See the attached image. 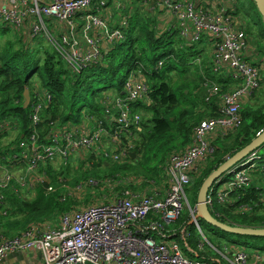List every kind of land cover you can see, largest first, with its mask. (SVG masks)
<instances>
[{"label": "trees", "instance_id": "1", "mask_svg": "<svg viewBox=\"0 0 264 264\" xmlns=\"http://www.w3.org/2000/svg\"><path fill=\"white\" fill-rule=\"evenodd\" d=\"M233 10L235 15L253 18L254 24L260 28L255 35V49L251 26L243 29L246 37L250 39L251 53L246 60L253 66L260 67L261 63L255 62L253 58L258 57L260 60L258 54L264 57V25L261 18L251 1L241 3L240 0H233ZM126 19L124 39L116 42L112 49L106 52L101 63L79 74L69 70L48 42L47 47L38 44L39 47L32 49L27 46V40L22 36L0 26V38L8 37L4 43L0 42V140L8 136L10 128L18 132L7 146L0 143V166L10 169L25 167L26 162L20 160L15 166L16 159L13 156L21 152L20 144L25 142L31 133L32 107L36 105H40L39 116L42 120L38 144L49 143L52 130L77 126L83 120H89L95 123V126L101 123L112 137L116 124L106 115L105 110L117 99H127L124 83L130 72L139 71L145 80L146 94L129 106L131 112L139 116L140 122L129 127L127 132L118 134V138L127 136L125 143H120L122 148L127 150L126 159L116 163L110 160L106 163L96 160L93 167L83 166L82 172H75L74 175H69L68 172L64 175L63 170L54 169L51 164H44L39 167L38 174L47 178L53 188H59L62 183L74 186L88 179L129 177L143 178L159 187H167L170 158L182 153L192 143L194 130L202 120L217 116L219 98L233 91L235 86L229 77L213 74L210 62L200 61V52L192 51L196 43L185 42L179 37L183 42L174 46L173 38L178 35V31L159 30L156 20L143 9L135 6L132 14L126 15ZM11 32L13 34L10 37L8 34ZM14 34L22 39H17ZM208 54L210 60V51ZM159 62H162V66L158 69ZM173 72L177 73L176 81H171ZM25 90L30 97L26 108L23 97ZM46 95L50 96V101L46 99ZM141 113L149 116L142 119ZM139 125L140 129L136 128ZM263 130L264 103L253 107L250 100H247L241 107L238 127L228 136L214 139L208 153L190 171V182L185 190L189 194L187 200L190 208L196 206L197 194L203 181ZM128 140L129 144L126 143ZM130 153L135 154L134 158ZM259 156L264 159V155ZM251 175L257 177L250 178L247 185L231 186V197L228 200L214 201L209 209L212 217L232 227L264 228V173L259 169V172ZM68 179L69 182L66 181ZM225 180L223 175L220 181ZM31 187L36 193L32 200H27L20 193L23 187L19 186L17 179L11 180L9 185L0 191V240L18 237L32 224L53 221L79 209L80 206L106 204L110 202L111 197L123 198L136 191L132 185L108 190L97 187L87 193L86 199L79 200L66 194L63 200L65 191L62 189L45 195L44 188L40 189V185L33 184ZM104 195H109V198L103 199ZM240 204L251 207L250 211L243 213L238 210ZM156 217L150 215L147 221H159ZM190 226L193 224L186 209L173 224L165 226V230L168 236H178L183 232L186 242L195 250L198 244H203L205 240L210 243L205 234L203 237L199 234L194 237ZM210 233L214 237L219 236L217 229L212 228ZM154 234L150 232L156 239ZM236 237L248 240L263 239L262 247L251 252L264 254V238ZM204 244L205 248L200 251V256L206 260L210 252L208 245ZM220 245L217 244V247L220 248ZM224 246L232 247L230 252L241 248L225 243Z\"/></svg>", "mask_w": 264, "mask_h": 264}, {"label": "built area", "instance_id": "2", "mask_svg": "<svg viewBox=\"0 0 264 264\" xmlns=\"http://www.w3.org/2000/svg\"><path fill=\"white\" fill-rule=\"evenodd\" d=\"M160 4L174 19L173 28L182 40L209 43L212 73L229 77L235 89L219 98L216 117L202 120L195 128L192 143L182 153L170 158L167 167L169 180L165 188L134 177L88 179L73 187L62 183L59 188H53L47 178L38 175L40 166L57 159L67 161L71 156H76L75 159L85 168L93 167V163L100 159L115 163L126 159L127 150L122 148L118 134L140 122L129 106L146 94L145 80L139 71L130 72L124 83L127 99H117L105 110L116 124L112 137L101 123L90 126V121L84 120L77 126L52 130L50 142L38 144L36 126L41 108L40 105L32 107L28 143L22 142L21 152L13 156L15 166L19 160L26 162L25 178L17 180L20 187L48 184L44 194L62 189L65 191L63 200L66 194L83 200L88 198L91 189L97 187L103 190L128 185L143 188L123 198L104 195L103 199L109 198L110 202L80 206L53 221L30 225L18 237L1 239L0 261L15 252L39 250L43 264H264V254H255L244 248L221 253L206 240L204 243L208 245L210 256L204 260L200 256L204 243L198 244L195 250L186 242L183 232L178 236L166 233L165 226L173 224L187 209L197 234H204L195 219L196 206L190 208L185 192L190 182L189 173L208 153L214 139L224 138L238 127L241 107L262 87L263 71L246 60L251 53L250 39L239 23L241 15L234 14L233 0H227L225 4L223 0H160ZM107 10L108 0H48L46 3L40 0H0V22L17 34L23 33L20 36L25 40L48 42L69 70L79 74L101 63L106 52L124 39L127 22L122 20L117 28L110 29L109 22L101 15ZM55 24L63 29L58 36L51 29ZM161 66L162 62H159L157 68ZM46 99L51 100L49 95ZM104 141L109 143V151L102 148ZM262 163L264 159L255 152L230 169L224 182L218 180L209 189L208 209L215 200H228L231 186L247 185L250 182V177H246L248 174L259 172V169L264 173ZM13 179L8 177V183ZM8 183L0 184V191ZM250 209L244 204L238 207L243 213ZM150 215L157 216L159 221L148 222ZM150 232L155 233L156 239Z\"/></svg>", "mask_w": 264, "mask_h": 264}, {"label": "rangeland", "instance_id": "3", "mask_svg": "<svg viewBox=\"0 0 264 264\" xmlns=\"http://www.w3.org/2000/svg\"><path fill=\"white\" fill-rule=\"evenodd\" d=\"M240 1H241V3H243V2L244 3H248L250 0L249 1L248 0H240ZM239 23H240L241 27H243L244 30L246 29L245 28L246 26H248V25L251 26V29H252V35H251V37H252V41L254 43L253 44V47L255 49L256 48V41L255 40L257 39L255 37V35L257 33L256 31H259L260 30L259 26H257V25L254 24V19L251 18V17H244L243 18V16H241V18L239 19ZM0 26L5 28V25L3 23H1V22H0ZM161 29H163V28H161ZM11 34H13V33L12 32L9 33L8 36L11 37ZM22 34L23 33H18V35H22ZM15 37L17 39L18 38H21L22 39V37L17 36V35H15ZM7 38L8 37L0 38V42L1 43H4ZM39 40L42 41L41 39H36V41H39ZM182 42L183 41H181L179 39L178 35L176 34L174 36V38H173V45L174 46H179ZM26 44H27L28 47H30L32 49L39 47L38 44H40L42 47H47L46 42H44V41H42V42H30V40H27ZM251 49H253V48L251 47ZM209 50H210L209 49V43H207V41L198 42V43L194 44V47L192 48V51L193 52H200V57H199V59L201 58L200 61L201 62L202 61H206V63L207 62L209 63V60H208ZM258 56H259L260 60L258 59V57H256V58L254 57L253 59H255V62L261 63V65L259 64V66H260V68H262V71L264 72V57L263 56H260V54H258ZM177 79H178L177 73L173 72L171 74V81H176ZM174 88H176V87L174 86ZM208 92H209V90H208ZM261 103H264V83L262 84V87L250 99V105H252L253 107L258 106ZM140 116L143 119V118H147L149 115H144V114L141 113ZM38 119H39V122H38V124L36 126V131L39 134V130L42 129V127H41L42 125L40 124L42 122V120H41V118L39 116V113H38ZM88 124H90V126H95V123H93V122L92 123L90 122ZM136 128H139L140 129V125L137 126ZM17 133H18L17 130H13L12 128H10L8 136L7 137H3L0 140L1 145L2 146H7L11 141L14 140V138L17 136ZM126 138H127L126 135L120 137L119 138L120 143H125ZM137 139H138V137H136V140ZM25 143H28V140L27 139L25 140ZM126 143L129 144L130 143L129 140ZM134 144H136V143H134ZM102 148L104 150H108L109 151V143L106 142V141H104V144H103V147ZM23 149H25V148H23ZM257 153L259 155H264V145H262L259 148V150L257 151ZM75 158H76V156H71V157L68 158L67 161H63L61 159H57L56 161H52L51 166L54 169H57V170H60V171L63 170L64 175L67 172H68L69 175H74L75 172L76 173L82 172V168H83V163L79 162ZM87 158L90 159V160H92V161H94V158L92 156H90V155H87ZM100 160L102 162H109V161H107V159H100ZM82 162L85 163V161H82ZM25 175H26V169H25L24 166H22V167H14L12 169H10L7 166H2V168L0 169V184L2 186H4L5 184H7L8 183V177L9 178L10 177H13L14 179H17L18 181L24 180ZM246 177H250L252 179H255L257 176H252L251 174H248ZM229 180H231L230 177H229ZM66 181L69 182L70 179H68ZM40 184H41L40 185V189L43 190V188H45L46 185L43 184V183H40ZM69 187H73V186H69ZM142 188L143 187H135V189H136L135 192H138L139 190L141 191ZM20 193L27 200H32L35 197V195H36V193L34 192V190L32 189V187L29 184H26V186H24L20 190ZM186 195H187V198L189 200V194L187 193V191H186ZM85 199H86V197H85ZM199 225L201 227V230L203 231V233L207 237V239L210 241V243H212L216 248H217V244H221L220 245V248H217L221 253H225L226 251H231V249H232V247L224 246V243L227 244L228 246H235V247H241V248L244 247V249L245 250H248V251H252L254 249H260L262 247V241H263V239H254V240L238 239V237H236L234 235H230V234L224 233V232H222L220 230H218L219 236L218 237H214L210 233L211 230H212L211 227L207 226L203 222H199ZM189 229L192 232L193 236L196 237L197 236V232H196L194 226H190ZM238 243H240V244H238Z\"/></svg>", "mask_w": 264, "mask_h": 264}, {"label": "water", "instance_id": "4", "mask_svg": "<svg viewBox=\"0 0 264 264\" xmlns=\"http://www.w3.org/2000/svg\"><path fill=\"white\" fill-rule=\"evenodd\" d=\"M255 6L257 13L259 14L261 21L264 25V0H250ZM24 107L26 108L30 102L28 91L25 90L24 94ZM264 145V130L257 135L246 147L229 157L223 164H221L216 170H214L202 183L196 200V220H201L214 229L220 230L224 233L240 236V237H252V238H264V228H242L232 227L221 223L211 216L208 206L206 204L207 194L213 184L220 180L230 169L246 160L251 154L257 152L259 148ZM134 153H130V156L134 158ZM17 254V253H16Z\"/></svg>", "mask_w": 264, "mask_h": 264}, {"label": "crops", "instance_id": "5", "mask_svg": "<svg viewBox=\"0 0 264 264\" xmlns=\"http://www.w3.org/2000/svg\"><path fill=\"white\" fill-rule=\"evenodd\" d=\"M46 1L48 0H40L43 3H46ZM226 1L223 0V3L225 4ZM135 6L143 9L150 17L156 20L159 30L164 29L163 31H167L174 29V19L162 8L160 0H108V10L101 13V15L109 22V28L115 29L112 27H118L123 18H125L123 21L127 22L126 15L132 14ZM226 8L227 6L225 5L224 9ZM51 29L56 33V36L63 30H61L58 24H55ZM173 31L177 32L176 30ZM209 51L210 55H212L211 50ZM247 57H250V55H247ZM209 62L211 63V59ZM0 264H43V260L39 250H32L9 254L0 261Z\"/></svg>", "mask_w": 264, "mask_h": 264}]
</instances>
